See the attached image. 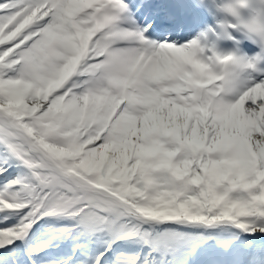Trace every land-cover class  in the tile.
<instances>
[{"label": "snow or ice", "instance_id": "1", "mask_svg": "<svg viewBox=\"0 0 264 264\" xmlns=\"http://www.w3.org/2000/svg\"><path fill=\"white\" fill-rule=\"evenodd\" d=\"M0 264H264V0H0Z\"/></svg>", "mask_w": 264, "mask_h": 264}]
</instances>
